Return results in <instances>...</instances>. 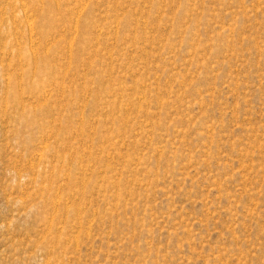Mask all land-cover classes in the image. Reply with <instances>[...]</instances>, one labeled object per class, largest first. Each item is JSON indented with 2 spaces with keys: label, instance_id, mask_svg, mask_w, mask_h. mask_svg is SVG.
Returning <instances> with one entry per match:
<instances>
[{
  "label": "rangeland",
  "instance_id": "1",
  "mask_svg": "<svg viewBox=\"0 0 264 264\" xmlns=\"http://www.w3.org/2000/svg\"><path fill=\"white\" fill-rule=\"evenodd\" d=\"M0 264H264V0H0Z\"/></svg>",
  "mask_w": 264,
  "mask_h": 264
},
{
  "label": "bare ground",
  "instance_id": "2",
  "mask_svg": "<svg viewBox=\"0 0 264 264\" xmlns=\"http://www.w3.org/2000/svg\"><path fill=\"white\" fill-rule=\"evenodd\" d=\"M87 6V5H86ZM58 7V6H57ZM85 9V8H84ZM83 9V10H84ZM81 10V9H80ZM82 14V13H81ZM77 19V18H76ZM143 22H145V21H143ZM76 24V23H75ZM78 24V23H77ZM116 25V24H115ZM75 28V27H74ZM164 28V27H163ZM117 35V34H116ZM74 41V40H73ZM70 52V51H69ZM71 52H72V50H71ZM71 54V53H70ZM111 58V57H110ZM71 63V62H70ZM59 64V63H58ZM46 92V91H45ZM125 108V107H124ZM82 119H83V117H82ZM128 122V121H127ZM81 130H82V128H81ZM135 135V134H134ZM210 136V135H209ZM160 154V153H159ZM110 155V154H109ZM111 156V155H110ZM110 156H108L109 158H110ZM115 161V160H114ZM107 165V164H106ZM65 175V174H64Z\"/></svg>",
  "mask_w": 264,
  "mask_h": 264
}]
</instances>
